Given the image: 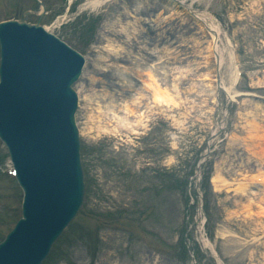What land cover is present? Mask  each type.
Masks as SVG:
<instances>
[{"label": "rangeland", "instance_id": "1", "mask_svg": "<svg viewBox=\"0 0 264 264\" xmlns=\"http://www.w3.org/2000/svg\"><path fill=\"white\" fill-rule=\"evenodd\" d=\"M39 1L41 5L36 0H0V21L16 19L51 28L83 55V68H91L95 54L103 51L99 42L102 33L122 39L115 20L120 16L123 22L144 27V37L152 35L159 38V46L164 44L173 49L168 61H161L159 67L167 72L162 87L173 83L170 81L173 77L177 83L176 89H171L176 105L156 107L134 134L120 131L94 136L93 132L85 131L86 107L80 93L75 121L80 131L83 203L53 245L51 256L42 264H111L113 260L114 264H155L157 260L158 264H216L200 243L198 228L203 217L207 222L201 233L214 246L223 264H264V227L258 229L252 221L230 214L239 209L245 196L226 189L214 190L210 182L216 168L224 177L238 180L241 175L236 170L244 168L251 174L256 167L253 161L246 160L240 146L223 137L238 131L233 126L236 113L247 108L248 102H264V90H257L260 89L257 82L264 76V0H179L195 12H203L219 27L217 44L226 58L228 50L234 51V64L241 74L235 87L238 105L228 103L226 96L219 93V105L207 101V108L212 109L204 114V106L199 105L202 97L184 92L186 85L198 80L189 78L191 74L180 77L177 70L167 71V66L177 67V60L184 57L201 62L202 54L196 50L204 45L208 33L206 28H197L194 19L188 16V21H183L173 15L158 25L152 21L158 10L155 0H139L136 10L131 8L132 0L110 1L98 9L86 6L87 0ZM153 4L155 7L151 8ZM122 5L126 9L120 11ZM191 37L200 43L194 45ZM121 42L132 43L128 53H120L128 60L133 52L140 55L144 51L138 44L139 38ZM145 43L150 47L151 41L145 40L141 45ZM144 55L147 60L152 58L147 52ZM103 61L97 59L106 65L107 61ZM95 72V78L103 80L94 83L96 94L101 83L115 94L129 93L110 78L109 71L96 68ZM219 76L227 82L224 66L220 67ZM133 82L141 85L140 81ZM88 85V77L82 72L74 86L79 92H86ZM200 109L201 114L197 113ZM220 112L228 116V124L211 139V133L223 118ZM177 118L184 121L182 127L174 125ZM207 143L209 152L205 155ZM7 163L8 154L0 141V169ZM21 200L19 186L0 170V241L20 217ZM256 217L260 222V216ZM222 229L230 234L221 236Z\"/></svg>", "mask_w": 264, "mask_h": 264}, {"label": "bare ground", "instance_id": "2", "mask_svg": "<svg viewBox=\"0 0 264 264\" xmlns=\"http://www.w3.org/2000/svg\"><path fill=\"white\" fill-rule=\"evenodd\" d=\"M107 1L109 0H87L85 3L86 6L92 9H98ZM117 1L119 0H114V3ZM155 1L158 10L152 20L154 23L163 25L167 17L173 15L183 21H188L190 12L184 6L183 1ZM138 2L139 0H132L131 8L135 9ZM252 4H254V1H252ZM154 5L155 4H153L151 8H154ZM131 8L128 7L127 10L130 9L131 13H133ZM125 9L126 6L124 5H122V8L120 7V11ZM161 12H166L168 15L164 17ZM207 18L209 17L205 14H198L196 12L194 18L192 17L197 28L200 30L202 27L206 28L208 33L204 45L199 46L196 50L197 54H202L201 62H195L189 60L188 57H184L180 61L177 60V67H174V64H172V66H167L168 73L177 70L178 76L180 77L191 74L192 76L189 75V78L193 77L198 80L197 83L192 82L186 85L184 92H194L197 97H202L199 100V105L201 107L204 106L203 114L212 109V107L207 108V101L214 106L216 104L217 106L219 105L218 93L221 92V90L224 91L226 96L230 99L237 95V91L235 90L237 76L232 67V60L235 56H233L232 50H226V55L228 57L226 58L225 53L217 44L220 29ZM115 20L119 24L118 31L122 33V39L118 40L117 36H113V34H101L99 42L103 51L95 54V59L91 68L87 67L82 70L83 75L87 76L89 80L88 90H86V92H79L78 90L79 97H81L80 93L83 95L86 107L84 115L86 124L83 129L88 133L93 132L94 136L107 133L118 134L121 130L136 133L132 131L137 127H143L145 121L153 114V110L156 107H161V105L166 107L176 105V100L174 99L175 93L171 90L176 89L177 83L175 82V77L170 80L173 83H167L166 87H162L167 72L164 68L159 67L161 61H168L171 57V53H173V49L164 44L159 46L157 44L159 38L154 39L152 35H146L144 37V27L139 24L135 25L129 21L127 23L126 21L123 22L120 16ZM128 23L131 24L128 25ZM46 29L51 31V28ZM155 36H159V34H155ZM138 38V44L144 50L140 55H137V51L136 54L133 52V56H131V58L128 57L129 60L125 55H120L121 51H127L128 53L132 44L123 45L121 41L129 42L130 39L136 41ZM145 40L148 43L151 41L150 47H147V43L141 45ZM190 40H192L194 45L200 43L199 40L197 38L194 39V37H191ZM165 41L168 40L165 39ZM139 50L140 48L138 52H140ZM144 52H147L152 58L147 60ZM120 57H122V59ZM97 59H102L105 62L107 61V64L103 65L98 63ZM122 63H128V66H123L121 65ZM222 66L227 69V82L224 78L219 76L220 67ZM96 68L102 71H109L110 78L126 87L129 93L124 92L115 94L107 85L101 83L100 92L96 94L97 92L93 88L94 83L96 81H103L100 78H95ZM133 80L140 81L141 85L137 86L134 84ZM258 82L264 83V76L261 80H258ZM248 105L247 108L236 113L234 130L236 131L237 128L238 131L230 133L229 141L234 144L236 143V145L243 149L246 153V160H251L256 164L254 172L248 174L244 168L236 170V172H238L236 173L237 175H241L240 177L247 179L245 183H241V179L236 180L224 177L220 170L216 168L211 177V183L214 190L226 189L229 193L234 192L238 195H244L246 199L244 202L242 201V205L237 211L230 212V214H236V216H240L247 221L250 220L260 229L264 227V224L257 220L256 215L264 214V102L250 101ZM189 108L192 109L193 106L191 105ZM224 108L227 110V106H224ZM201 111L200 109L197 113ZM219 115L226 119L227 115H224V112H220ZM129 116H131L132 119L128 118ZM225 119H220V121H222L220 123L221 127H224L225 121L229 120V118ZM183 124L184 121L179 118L174 120V125L176 127H182ZM243 173L245 175H243ZM254 178H261V181L256 182L253 180ZM221 234V236H226L230 233L222 229ZM231 235L235 237L234 234ZM201 242L203 246L207 247L211 252L213 251V245L205 239V237H202ZM102 259H104V257ZM152 262L153 260L151 263ZM114 263H116V260L111 262V264ZM155 264H158V260Z\"/></svg>", "mask_w": 264, "mask_h": 264}, {"label": "water", "instance_id": "3", "mask_svg": "<svg viewBox=\"0 0 264 264\" xmlns=\"http://www.w3.org/2000/svg\"><path fill=\"white\" fill-rule=\"evenodd\" d=\"M47 40L46 34L39 26H30L24 22L17 21H8L0 24V42L2 46L0 86L4 87L0 88V138L8 146L13 162L19 161L20 165L24 166L23 168L17 167V176L25 182L23 189L25 193H28L24 198L22 206L23 219L7 235L6 240L0 244V264L38 263L48 249L51 241L76 213L80 204V188L76 194L70 190L67 193L68 196H65L63 199L59 198L57 202H55L54 196L47 194L48 186L51 185V182L53 184L52 179H50V170L65 173L64 165H55L52 161H48L45 166L49 169H45L46 171L42 173L39 170V175L33 178L23 175L27 161L23 164L20 159L16 158L17 149L19 148L22 149V152H25V149L28 147V149L34 152L39 150L40 146L43 147L41 144L36 145L32 140L24 147L20 131H18L21 127L23 115H26L27 112L32 113L36 106L41 108L42 113L37 115V119L42 122L43 127L51 129L50 133L56 131L64 132L61 140L69 143L72 149H75L77 145V138L73 133L74 125L72 119L74 99L72 97L69 98L67 107L66 103H61L62 97L59 92L54 88H49L50 84H46V70L44 68H40L38 72H34L32 66L24 62L23 57L20 58L18 64L15 62L21 53L26 52L30 47L34 46L39 49V46ZM55 47L63 55L69 52L66 47L58 42L55 43ZM44 54V47L42 46L39 49V54L36 55L46 59V55ZM7 58H9V62H7ZM70 58L77 64L74 56ZM12 64H14L13 68L10 67ZM74 69L76 71H71V79L78 73V69ZM33 97L34 99L37 98V100L40 98L38 105L37 102H32ZM45 121H48L49 124H44ZM22 131L24 132L25 128ZM50 133L48 132V134ZM53 144L55 147L65 148L60 142H54ZM28 149L25 152L27 154L29 153ZM62 158L74 165L71 158L64 155ZM38 167H42V165ZM42 169L44 170V168ZM72 175L75 176L73 173ZM62 178L66 179L67 175ZM74 182L77 184L78 179H75ZM58 186L63 192H65V188H68L65 181H61ZM44 196H47V198L43 202L42 198ZM57 203H62L63 205L59 206ZM51 209L53 211H48ZM63 210L66 212L64 216ZM55 223L58 225L56 233H53L47 239L48 233L53 230Z\"/></svg>", "mask_w": 264, "mask_h": 264}]
</instances>
